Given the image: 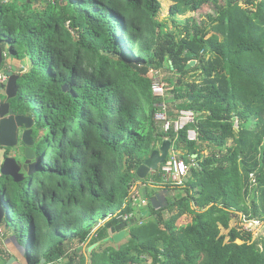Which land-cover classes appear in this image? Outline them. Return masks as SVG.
<instances>
[{
    "label": "trees",
    "instance_id": "trees-1",
    "mask_svg": "<svg viewBox=\"0 0 264 264\" xmlns=\"http://www.w3.org/2000/svg\"><path fill=\"white\" fill-rule=\"evenodd\" d=\"M168 1L173 22L204 7L209 21L190 17L176 37L157 21L161 0H10L0 7V45L9 64L25 68L15 73L19 93L10 103L34 119L40 162L22 182L0 177L5 236L27 249L28 264L66 257V264H264V239L230 229L238 216L264 221V0ZM165 70L174 77L162 99L153 95L151 72ZM162 104L171 119L193 111L196 124L159 131ZM191 128L196 142L187 138ZM165 140L190 166L184 186L163 185L162 166L137 177ZM24 150L17 149L19 160ZM139 183L178 194L157 207L150 194L139 211L131 198ZM132 213L124 247L99 250L119 224L114 217ZM96 216L113 218L93 241L98 247L67 255Z\"/></svg>",
    "mask_w": 264,
    "mask_h": 264
},
{
    "label": "water",
    "instance_id": "water-1",
    "mask_svg": "<svg viewBox=\"0 0 264 264\" xmlns=\"http://www.w3.org/2000/svg\"><path fill=\"white\" fill-rule=\"evenodd\" d=\"M3 52L4 49L0 45V72L4 62ZM190 64L194 66L196 62H191ZM18 79V75L10 76L8 84L2 87L5 91L6 101L4 103L0 102V147L11 150H17L20 146L25 147L24 159L19 160L17 157H8L5 159L1 168L0 177L10 178L16 183L22 182L26 175H32L35 173L40 164L36 159L35 151L32 149L34 146L32 134L35 121L29 116L17 115L10 103V101L16 99L18 96ZM65 90L67 91V87H65ZM171 152V142L165 140L161 147L158 150H155L138 168L136 172L137 177L140 180H146L151 173L158 172L160 166L167 161ZM5 211L6 209L0 204V226L4 223ZM135 221H131L129 224L121 223L112 227L109 231L110 237L106 240V243L122 242L127 236L128 226ZM0 241L4 245L7 244L6 242H3L2 236ZM12 242L24 255L27 249L19 245L16 236L12 237ZM42 264H45V260H42Z\"/></svg>",
    "mask_w": 264,
    "mask_h": 264
},
{
    "label": "built area",
    "instance_id": "built-area-1",
    "mask_svg": "<svg viewBox=\"0 0 264 264\" xmlns=\"http://www.w3.org/2000/svg\"><path fill=\"white\" fill-rule=\"evenodd\" d=\"M52 2H64L66 0H48ZM10 2V0H0V7L6 5ZM10 55L8 52H3V65L0 72V86L4 87L8 84L10 76L14 75V71L12 70V64L8 63ZM22 69H25L22 66ZM153 76L152 80V92L153 95L157 98H166L165 92V84L160 78V72H151ZM161 112L156 114L155 116V126L161 132H170L173 131L175 133H179L180 131L184 130L186 127L190 125L196 124V114L190 110H181L176 112V118L171 119L168 115V108L166 104L161 105ZM234 129L239 131L240 126L238 121L235 122ZM187 138L191 142H196L198 140V134L195 129L191 128L187 132ZM189 169L190 166L183 160L179 159L177 153L172 151L169 155L167 161L161 167V176L163 180V185H172V186H184L185 180L189 176ZM134 193H137L135 187L132 189L131 198L133 200V206L137 207V203L140 201L138 198H134ZM135 213L126 214V215H116L114 218L121 223L129 224L134 219ZM113 219L111 216L107 217L103 221H101L97 227L92 230V232L88 235V237L83 241H75L70 247H68L67 255H72L74 253L79 252L80 250H87L92 242L95 239H98L99 231L105 227V225ZM128 231V228H127ZM3 236V231L0 228V238ZM64 261H68V258L61 259L58 264H63Z\"/></svg>",
    "mask_w": 264,
    "mask_h": 264
},
{
    "label": "rangeland",
    "instance_id": "rangeland-1",
    "mask_svg": "<svg viewBox=\"0 0 264 264\" xmlns=\"http://www.w3.org/2000/svg\"><path fill=\"white\" fill-rule=\"evenodd\" d=\"M161 4H162V8L157 16V21L163 23L164 25H166V31L168 33H171L172 35L176 36V37H179L181 35V33H183L185 31V21L186 19L190 18V17H197L199 18L200 20H208V10H207V7H204L202 10H201V14H194V13H187L186 15L184 16H178L177 19H176V22H173V20L171 19V15H170V11H171V7L172 5L174 4L173 2L171 1H168V0H161ZM209 14H212L213 15V12H209ZM209 21V20H208ZM7 45V49L9 48V45ZM22 64L19 63V62H16V64H12V70L14 71V73H18L19 71L21 70H24L22 69ZM174 75V74H173ZM172 76V73L171 72H168L167 70L163 71V72H160V78L161 80L164 82L165 84V92H166V95H167V92L171 91L170 90V87H169V84H168V81L167 79L170 78ZM174 77V76H172ZM197 79V77L195 78H191V80H195ZM1 90V89H0ZM4 93V96H5V92ZM3 95V94H2ZM1 95V96H2ZM171 95H167L166 97L169 98ZM1 100H3V96L0 97ZM0 149H3V148H0ZM6 151V150H5ZM172 151H174L172 149ZM2 154V152H0V155ZM13 154V150H10V153H9V156L10 157L11 155ZM5 161V159H4ZM1 168L0 167V172H1ZM143 187H141L140 190H142ZM145 189V188H144ZM144 194V190H142ZM160 193L156 194V198L158 199L157 201H155V199H152V203L154 204V206H166L167 205V201L168 200H171L173 199V197L175 195L178 194V192L176 191H170V190H164V189H159ZM142 194L140 195L139 193H134V198H138L140 201L137 203V208L138 210H142L145 208V201H143V198H142ZM1 201V200H0ZM165 217L168 219L170 217V213L166 212L165 213ZM105 218L103 216H96L94 218V220L92 221H89V223L87 224V228L92 231L94 230L97 225L103 221ZM13 221L16 223L15 226H18V220L17 218H13ZM183 222H182V219L181 221L179 222V226H182ZM5 232L7 233L8 232V227H7V224H2L1 226ZM233 228H238L240 229V231H246V232H251L253 233V239L252 241H255L257 239H264V221H247L245 218L241 217V216H238V217H234L233 220L231 221V224H230V229H233ZM11 230H13V226H11ZM26 232H27V235H26V238H25V244L27 245L28 244V241H29V230H28V227L26 228ZM230 232V230H225V229H222V234L223 235H228ZM127 237V236H126ZM125 237V239L120 242V243H111V242H107V243H103L101 244V247L99 248V250H104L106 249L107 247H109L112 251H118L120 250L121 248L124 247L125 245V240H127V238ZM6 242V240H4ZM238 243H242L241 241H238ZM4 248H7V245L4 246ZM16 254L17 256H21L22 257V253L21 251L17 250L16 251ZM16 258V257H15ZM17 259V258H16ZM23 261V264H26V261L25 259H22ZM67 261H64L63 264H66Z\"/></svg>",
    "mask_w": 264,
    "mask_h": 264
},
{
    "label": "crops",
    "instance_id": "crops-1",
    "mask_svg": "<svg viewBox=\"0 0 264 264\" xmlns=\"http://www.w3.org/2000/svg\"><path fill=\"white\" fill-rule=\"evenodd\" d=\"M10 59V58H9ZM12 64H16V62H13ZM15 75V74H14ZM0 95H4V93L3 92H5L3 89H2V87H0ZM1 148V147H0ZM0 152H2V154L0 155V167H2V165H3V163H4V159H6V155H5V149L3 148V149H0ZM11 156H13V157H17V150L15 149V150H13V154L11 155ZM10 156V157H11ZM141 187H143V189L142 190H144V194H142L143 193V191L142 190H140L141 189ZM145 188V189H144ZM135 189L137 190V193H139L140 195L142 194V198H143V201H145V202H147V201H149L150 200V198H149V195L151 194H153V196H154V199H155V201H157L156 199V194H158V193H160V191H159V189L157 188V187H153V186H151V185H145V184H142V183H139L136 187H135ZM144 213H148V211H145ZM143 213V215H147V214H144ZM2 226V225H1ZM0 226V228L2 229V231H3V236H2V240H3V242H5L4 240H6V245H7V248H4V246H6V245H4V244H2L1 243V241H0V264H10V262H11V264H23V261H22V259H25V257H24V255H23V253H22V257L23 258H21V256H17V254H16V251L18 250V248L16 247V245H14V243L12 242V233H9V234H7V236H5V230L2 228ZM93 243V242H92ZM105 243H106V241H105ZM100 243H98V245H99ZM98 245H92L91 244V246L87 249V250H80L79 252L81 253L82 252V254H86L87 252L88 253H90L92 250H94V249H96L97 247H98ZM17 259H16V258ZM26 261V260H25Z\"/></svg>",
    "mask_w": 264,
    "mask_h": 264
},
{
    "label": "flooded vegetation",
    "instance_id": "flooded-vegetation-1",
    "mask_svg": "<svg viewBox=\"0 0 264 264\" xmlns=\"http://www.w3.org/2000/svg\"><path fill=\"white\" fill-rule=\"evenodd\" d=\"M5 101H6V99H5ZM5 101H3V103H4ZM10 264H11V262H10ZM26 264H28V262H27V261H26Z\"/></svg>",
    "mask_w": 264,
    "mask_h": 264
}]
</instances>
